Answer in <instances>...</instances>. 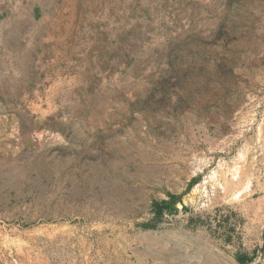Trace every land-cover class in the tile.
I'll return each instance as SVG.
<instances>
[{"label":"rangeland","instance_id":"obj_1","mask_svg":"<svg viewBox=\"0 0 264 264\" xmlns=\"http://www.w3.org/2000/svg\"><path fill=\"white\" fill-rule=\"evenodd\" d=\"M0 264H264V0H0Z\"/></svg>","mask_w":264,"mask_h":264},{"label":"trees","instance_id":"obj_2","mask_svg":"<svg viewBox=\"0 0 264 264\" xmlns=\"http://www.w3.org/2000/svg\"><path fill=\"white\" fill-rule=\"evenodd\" d=\"M166 204H167V201H165V200H162L159 203H156V205H155L156 206V210L160 211L162 209V206H165Z\"/></svg>","mask_w":264,"mask_h":264}]
</instances>
